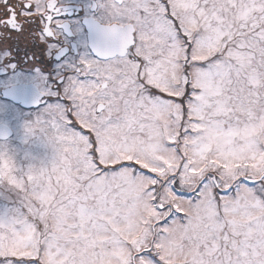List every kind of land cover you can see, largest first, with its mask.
Returning <instances> with one entry per match:
<instances>
[{
	"label": "snow or ice",
	"instance_id": "1",
	"mask_svg": "<svg viewBox=\"0 0 264 264\" xmlns=\"http://www.w3.org/2000/svg\"><path fill=\"white\" fill-rule=\"evenodd\" d=\"M0 264H264V0H0Z\"/></svg>",
	"mask_w": 264,
	"mask_h": 264
}]
</instances>
